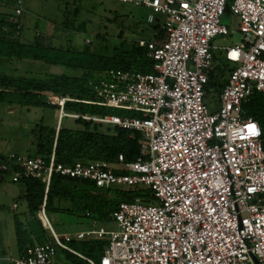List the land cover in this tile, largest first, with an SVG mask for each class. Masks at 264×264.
Returning a JSON list of instances; mask_svg holds the SVG:
<instances>
[{
  "label": "built area",
  "instance_id": "2783aa9c",
  "mask_svg": "<svg viewBox=\"0 0 264 264\" xmlns=\"http://www.w3.org/2000/svg\"><path fill=\"white\" fill-rule=\"evenodd\" d=\"M150 9L148 21L165 16L161 37L138 41L147 46L154 73L110 71L91 81L100 101L92 104L136 111L139 117L81 116L64 112L69 97L50 94L61 117L84 118L141 134V153L119 162L116 174L103 160L72 166L40 156L8 155L1 169L42 180L48 189L54 173L91 180L100 188H148L155 198L122 202L113 214L115 228L61 237L45 205L38 218L53 237L37 244L14 264H59L58 249L76 253L70 243L96 234L109 244L91 264H264V145L259 123L245 114L244 103L264 92V0H120ZM230 1L233 23L223 22ZM15 13H24L17 0ZM236 28L238 44L219 47L217 36ZM230 66L218 104L207 101L216 53ZM14 165L19 171L14 170ZM16 207V205H15Z\"/></svg>",
  "mask_w": 264,
  "mask_h": 264
},
{
  "label": "trees",
  "instance_id": "16d2710c",
  "mask_svg": "<svg viewBox=\"0 0 264 264\" xmlns=\"http://www.w3.org/2000/svg\"><path fill=\"white\" fill-rule=\"evenodd\" d=\"M79 1V0H77ZM231 1V0H230ZM228 2L224 18H232L231 3ZM17 0H0V66L12 60H30L54 66H64L81 72V75H49L48 77H30L14 75L0 69V103L20 105L22 107L59 106L48 103L50 94L69 97L64 112L81 116L103 117L120 115L139 117L136 111H125L117 108L88 103L85 101H100L91 81L110 71H129L137 74L154 73V61L149 56L147 46L139 42L122 41L114 53L99 54L89 46L83 49H63L35 40L32 43L21 40V16L15 13ZM78 9L74 10L77 17ZM63 24L73 31H85L87 22L79 25L67 18ZM162 31L156 28L154 37L160 38ZM39 36V34L37 35ZM121 37V35H120ZM215 67L210 76V86L213 92L220 94L225 85L226 76L230 70L221 52L215 55ZM245 114L255 119L263 132L264 145V92H254L243 105ZM76 121L82 124L80 129H70L61 126L48 127L38 124L36 132L38 143L33 156L42 157L49 163L55 151L57 164L72 166L78 161L103 160L110 164L116 174L126 173L119 162V156L124 155L126 162L136 161L141 153V134L128 131L118 126L104 125L82 117ZM7 161V156L0 155L1 164ZM14 170L19 171L14 165ZM6 174V173H5ZM24 187L21 198L27 202L28 215L26 221L15 219V230L18 248L21 256H30L37 244H47L50 241L48 232L38 218V212L45 205L48 215L64 214L78 218H87L101 224H113V214L122 202H132L140 199L146 204L154 203L155 198L148 188H100L94 181L79 179L54 173L49 188L40 179L22 176L19 181ZM108 240H91L82 243H72L82 254L97 259L99 262ZM80 245V246H79ZM68 252L66 260L80 264ZM83 263V262H82Z\"/></svg>",
  "mask_w": 264,
  "mask_h": 264
},
{
  "label": "rangeland",
  "instance_id": "374dc122",
  "mask_svg": "<svg viewBox=\"0 0 264 264\" xmlns=\"http://www.w3.org/2000/svg\"><path fill=\"white\" fill-rule=\"evenodd\" d=\"M24 13L21 16V40L32 43L35 40L63 49H83L86 45L99 54H112L122 41L138 42L150 40L161 28L165 16L157 13L156 21L150 23V9L132 2L120 0H23ZM78 9L77 17L74 10ZM1 10V8H0ZM67 18L76 24L87 22L85 31H73L63 22ZM224 24L231 27L233 19L224 18ZM232 28V27H231ZM231 35L217 36L215 44L219 47L238 44L243 35L235 27ZM39 34V36H37ZM121 35V37H120ZM130 44V43H129ZM223 56V53H222ZM14 63V64H13ZM7 64L5 72L14 75L45 78L49 75H81V72L64 66H54L42 62L14 59ZM232 67V64H229ZM12 67L17 68L13 70ZM98 78V77H96ZM228 79V74L225 77ZM226 82V81H225ZM212 110L218 104V94L213 93L207 98ZM28 109V110H27ZM60 109L56 106L27 108L20 105L0 103V155L19 151L21 155H34L36 152V126L42 124L56 127ZM63 127L80 129L82 124L76 119H62ZM0 180V244L16 246L14 222L18 218L26 220L28 215L27 202L22 197L24 187L20 182L13 181V174H4ZM127 188V187H125ZM17 203L18 207L13 208ZM49 219L58 232L70 227L57 226ZM113 228V227H112Z\"/></svg>",
  "mask_w": 264,
  "mask_h": 264
},
{
  "label": "crops",
  "instance_id": "0c3cea01",
  "mask_svg": "<svg viewBox=\"0 0 264 264\" xmlns=\"http://www.w3.org/2000/svg\"><path fill=\"white\" fill-rule=\"evenodd\" d=\"M12 63H13V60L9 61L6 64L1 65L0 69L4 70V69H6L5 66H8L7 64H12ZM12 69L16 70L17 68H15V67L13 68L12 67ZM27 108H33V107H27ZM63 118H65V116L61 117V111H60V115H59V118H58V123L56 125L57 130H59V128L61 126H63V124H62V119ZM70 118H72V117H70ZM73 119H76V118H73ZM65 128H68V127H65ZM35 136H36V146H37V143H38V135H37V133H36ZM12 153H16L18 155H21L19 153H22V152L12 151V152L8 153L7 155H4V156L8 157V155H10ZM24 155H26V154H24ZM30 156H33V155H30ZM5 173H8V172H5ZM5 173H0V180L3 179L2 176ZM15 205H16V207H15ZM17 207H18L17 203H14L13 204V208H17ZM47 215H48V213H47ZM50 216H52V221L57 226H65V223H70V227L69 228L65 229L62 232H58L55 229V227L53 226L52 222L50 221L52 226H53V229L55 230V232L57 234H59L61 237H64L66 235H75L76 233H79V232L97 231V230L102 229V228L106 229V230H110V229L115 228V226H116L115 222H114V219H113V224L109 225V224H101L98 221L93 220V219L78 218V217H73V216L64 215V214H56V213H54V214H51ZM26 218H27V216H26ZM48 218H49V215H48ZM41 224H42V222H41ZM42 226H43V224H42ZM14 228H15V222H14ZM45 230L48 232L47 229H45ZM15 235H16V230H15ZM48 235L50 237V241L48 243H52L53 242V237H52V235L49 232H48ZM91 240H100V241L101 240H108L109 241L108 237H106V236L100 237V236H98L96 234H93L91 236H86L82 240L74 239L69 245L74 251H76V253H72V252H69V251H66V250H63V249L60 248V249H58V252H57L56 262L59 263V264H76L74 262L66 260V256H67V254L69 252L73 256H75V257H73V258H75V260H79V261L82 260L80 264H91L88 261V259H90V260H92V261H94L96 263H99V261L97 259L82 254L78 249L76 250V248H74L72 246V243L77 244V243H82V242H88V241H91ZM105 248L103 250V254H104ZM103 254H102V256H103ZM21 255L22 254L20 253L19 248H18L17 238H16V246H15V248L10 247L8 244H6V242L0 244V264H14V261L17 258H19Z\"/></svg>",
  "mask_w": 264,
  "mask_h": 264
}]
</instances>
